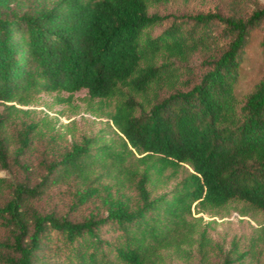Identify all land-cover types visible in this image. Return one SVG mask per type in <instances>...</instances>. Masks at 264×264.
<instances>
[{
    "label": "trees",
    "instance_id": "1",
    "mask_svg": "<svg viewBox=\"0 0 264 264\" xmlns=\"http://www.w3.org/2000/svg\"><path fill=\"white\" fill-rule=\"evenodd\" d=\"M167 1L52 0L30 8L0 0L3 109L28 104L39 91L85 89L92 99L116 100L107 113L111 138L72 143L32 185L0 176V194L7 191L0 222L11 229L0 240L5 263L162 264L197 254L196 264H212L216 244L192 211L231 201L264 211V76L242 98L236 92L264 6L244 17L181 15L152 34L167 16L149 7ZM199 50L207 52L204 69L183 79L181 69ZM5 125L1 114L0 169L9 166L12 142ZM32 129L17 135L14 164ZM69 181L79 184L78 203L102 192L104 213L70 220L31 210L27 201L45 186ZM260 241L242 251L232 242L221 264H258Z\"/></svg>",
    "mask_w": 264,
    "mask_h": 264
},
{
    "label": "rangeland",
    "instance_id": "2",
    "mask_svg": "<svg viewBox=\"0 0 264 264\" xmlns=\"http://www.w3.org/2000/svg\"><path fill=\"white\" fill-rule=\"evenodd\" d=\"M52 0H22L20 7L39 8L49 6ZM264 6V0H169L149 7V12L167 16L161 24L154 26L152 34H156L171 20L181 15L197 12L217 11L223 15L247 16L252 10ZM264 27L259 23L251 28L246 41L241 62L239 79L236 86L237 95L242 98L252 86L264 76V49L261 46ZM205 50L195 52L184 64L182 78L193 80L204 69L202 58ZM186 82V81H185ZM115 98H90L85 89L72 93L39 91L33 100L22 105L11 102L13 108L3 109L0 103V115L6 123L5 130L12 142L9 146V166L0 169V176L12 183L25 182L34 184L44 173V164L58 158L72 143L82 138L102 136L109 139L113 136L107 113L113 109ZM27 124L33 125L29 132V144L18 156L19 164H14L15 139ZM176 178L171 179L165 187H159L153 193L169 189ZM44 191L35 198L27 201L31 210L53 212L66 216L70 220H81L89 214H103L101 203L102 192L88 198L83 203L76 200L75 191L79 184L75 181L48 184ZM7 196L4 190L0 194V202ZM201 217V225L207 227V233L216 244L215 251L210 256L212 264H221L222 259L231 249L232 242L242 251L249 247L251 240L260 238L262 255L258 264H264V211L255 210L247 204L231 201L224 206L210 208L203 212L194 213ZM10 227L0 222V240L10 236ZM4 249L1 254H5ZM44 254V253H43ZM1 256V255H0ZM51 257V253L48 255ZM59 258L53 257L52 260ZM59 261V259H56ZM198 255L193 254L191 260L166 257L162 264H196ZM0 264H7L1 260Z\"/></svg>",
    "mask_w": 264,
    "mask_h": 264
}]
</instances>
